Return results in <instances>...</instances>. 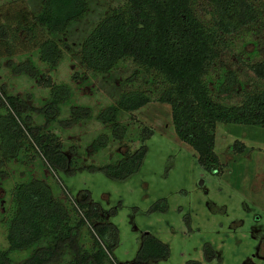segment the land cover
Returning a JSON list of instances; mask_svg holds the SVG:
<instances>
[{"label": "trees", "instance_id": "obj_1", "mask_svg": "<svg viewBox=\"0 0 264 264\" xmlns=\"http://www.w3.org/2000/svg\"><path fill=\"white\" fill-rule=\"evenodd\" d=\"M88 9V0H43L41 11L24 29L33 38L39 31L66 36L70 23ZM263 51L264 0H125L99 20L79 55L94 75L110 73L129 62L137 67L135 73H145L159 85L158 96L149 90L126 91L116 104L99 112L97 119L110 126L116 138L122 140L127 135V125L121 119L125 113L154 101L169 103L179 138L195 150L203 168L221 174L224 163L215 149L217 124L264 126ZM37 52L51 69H56L63 57L62 47L52 38L42 39ZM232 57L231 68L227 62ZM236 59L243 61L255 78L251 89L240 78ZM28 65L29 75L50 88L41 110L48 121L91 117L86 116L88 107L72 102L70 85L46 78L31 58ZM234 92L242 98L230 102ZM65 106L70 117L60 120ZM21 108L18 97L0 95V186L8 174L4 163L18 160L23 164L31 154L41 156L52 173L57 169L75 172L79 159L68 156L50 127L34 132L27 126ZM146 130L137 150L131 151L127 145L124 154L101 167L108 176L125 180L140 171L149 149L145 140L152 135ZM235 148L240 151L243 144L237 143ZM10 193L1 220L8 246L0 247V264H13L17 253L26 256L22 264H118L113 255L119 242L118 228L106 220L89 192L74 199L50 177H31L17 182ZM166 207L164 202L153 210L165 211ZM208 247L212 258L214 249ZM68 252L72 253L69 260ZM169 254L168 244L145 233L135 264H153ZM187 264L202 262L190 260Z\"/></svg>", "mask_w": 264, "mask_h": 264}, {"label": "rangeland", "instance_id": "obj_2", "mask_svg": "<svg viewBox=\"0 0 264 264\" xmlns=\"http://www.w3.org/2000/svg\"><path fill=\"white\" fill-rule=\"evenodd\" d=\"M42 1L0 0V95L18 97L27 126L34 132L50 127L64 151L79 159L80 165L75 172L57 169L52 173L36 154L24 158L23 164L18 160L4 163L8 174L0 186V247L8 246L1 220L11 189L23 179L50 177L74 199L89 192L106 220L118 228L119 242L113 250L118 264H135L145 233L153 234L170 249L167 258L153 264H187L190 260L264 264V126L217 124L215 149L224 163L221 174L203 168L195 150L179 138L169 103L154 101L125 113L121 119L127 125V135L122 140L116 138L110 126L97 119L99 112L116 104L126 91L149 90L158 96L159 85L145 73H135L137 67L129 62L110 73L94 75L81 62L79 50L99 20L125 0H88V11L70 23L66 36L39 31L33 38L24 28L41 11ZM45 38L54 39L63 49L56 69L44 63L37 52ZM29 58L46 78L70 85L72 102L88 107L86 116L91 117L48 121L41 110L50 88L29 75ZM230 59L226 62L232 68L235 58ZM244 65L237 60L235 67L246 88L251 89L256 80ZM241 98V93L234 92L228 99L237 102ZM69 117V107L65 106L59 119ZM146 129L152 135L145 140L149 149L140 171L125 180L108 176L101 167L124 154L127 145L131 151L137 150ZM237 143L243 144L242 150L235 148ZM164 202L165 211L153 210ZM209 245L214 249L212 258ZM68 254L67 260L72 256ZM13 257V264H22L26 258L24 253Z\"/></svg>", "mask_w": 264, "mask_h": 264}]
</instances>
